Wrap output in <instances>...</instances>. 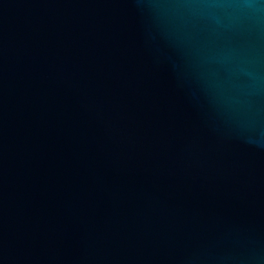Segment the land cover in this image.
Segmentation results:
<instances>
[{
	"label": "water",
	"instance_id": "1",
	"mask_svg": "<svg viewBox=\"0 0 264 264\" xmlns=\"http://www.w3.org/2000/svg\"><path fill=\"white\" fill-rule=\"evenodd\" d=\"M0 264H264V0H0Z\"/></svg>",
	"mask_w": 264,
	"mask_h": 264
}]
</instances>
